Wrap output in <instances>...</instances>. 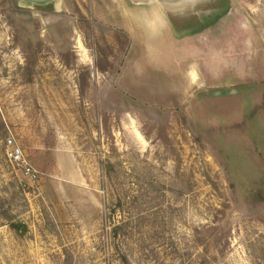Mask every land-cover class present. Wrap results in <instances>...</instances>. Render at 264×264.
<instances>
[{
	"label": "rangeland",
	"instance_id": "obj_1",
	"mask_svg": "<svg viewBox=\"0 0 264 264\" xmlns=\"http://www.w3.org/2000/svg\"><path fill=\"white\" fill-rule=\"evenodd\" d=\"M188 1L0 0V264H264V0Z\"/></svg>",
	"mask_w": 264,
	"mask_h": 264
},
{
	"label": "built area",
	"instance_id": "obj_2",
	"mask_svg": "<svg viewBox=\"0 0 264 264\" xmlns=\"http://www.w3.org/2000/svg\"><path fill=\"white\" fill-rule=\"evenodd\" d=\"M4 146L5 157L12 165L19 166L33 180L38 177L37 170L27 162L21 147L15 142L13 137H6Z\"/></svg>",
	"mask_w": 264,
	"mask_h": 264
},
{
	"label": "water",
	"instance_id": "obj_3",
	"mask_svg": "<svg viewBox=\"0 0 264 264\" xmlns=\"http://www.w3.org/2000/svg\"><path fill=\"white\" fill-rule=\"evenodd\" d=\"M25 1L29 2L28 6L44 11L55 10L58 3L57 2L58 0H25ZM160 1L164 2L165 6L174 7V8L182 7L183 5H187L189 3L188 0H160ZM215 90L216 88L210 90L211 94L217 95L218 93Z\"/></svg>",
	"mask_w": 264,
	"mask_h": 264
},
{
	"label": "bare ground",
	"instance_id": "obj_4",
	"mask_svg": "<svg viewBox=\"0 0 264 264\" xmlns=\"http://www.w3.org/2000/svg\"><path fill=\"white\" fill-rule=\"evenodd\" d=\"M189 77L191 78V80L196 82L197 76L193 68H191V70L189 71Z\"/></svg>",
	"mask_w": 264,
	"mask_h": 264
}]
</instances>
